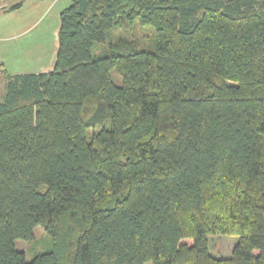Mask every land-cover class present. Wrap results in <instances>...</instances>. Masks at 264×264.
Listing matches in <instances>:
<instances>
[{
	"label": "trees",
	"instance_id": "obj_1",
	"mask_svg": "<svg viewBox=\"0 0 264 264\" xmlns=\"http://www.w3.org/2000/svg\"><path fill=\"white\" fill-rule=\"evenodd\" d=\"M69 1L0 68V264H264V0Z\"/></svg>",
	"mask_w": 264,
	"mask_h": 264
},
{
	"label": "crops",
	"instance_id": "obj_2",
	"mask_svg": "<svg viewBox=\"0 0 264 264\" xmlns=\"http://www.w3.org/2000/svg\"><path fill=\"white\" fill-rule=\"evenodd\" d=\"M22 5L20 8L12 11L8 9L1 10V14L7 12L18 11L24 7V4L30 0H20ZM60 0H54V4H57ZM31 2V1H30ZM39 1H33L31 8ZM16 2L12 3L15 4ZM24 3V4H23ZM70 4L68 1L67 5ZM13 14V13H11ZM7 15V14H6ZM5 15V16H6ZM9 15V14H8ZM59 12L53 14L52 20L49 23V27L42 30L37 34L30 36V32L36 27L32 26L33 21L30 22V27L27 29L12 15L10 20H6L0 25V68L3 69L9 75H22V74H41L50 73L53 71L56 53L58 50V30L59 22L57 17ZM60 16V15H59ZM38 28V27H37ZM36 28V30H37ZM44 32H49V35H45ZM24 37H33L22 39ZM5 85L4 75L0 71V103L2 93Z\"/></svg>",
	"mask_w": 264,
	"mask_h": 264
},
{
	"label": "rangeland",
	"instance_id": "obj_3",
	"mask_svg": "<svg viewBox=\"0 0 264 264\" xmlns=\"http://www.w3.org/2000/svg\"><path fill=\"white\" fill-rule=\"evenodd\" d=\"M20 0H0V11L4 9H8L12 3L14 2H19ZM31 1V2H30ZM27 3H23L24 7L21 8L18 11L11 12L14 14V17L18 19L20 24L22 25V28L27 26L26 28L29 29L30 27V22L32 23V26L36 28L30 32V36L35 35L36 33L38 34L41 30L42 27L44 30L49 27V23L52 20L53 14L56 15L57 12H59V15L64 8H66L68 5L69 0H60L57 2V4H54V0H30ZM33 1H39L36 4V9L33 6L31 8V4ZM10 12H7L5 14H1L0 12V25L6 20H10L12 15ZM7 14V15H6ZM9 14V15H8ZM6 15V16H5ZM59 15L57 17V20L59 22ZM32 27V28H33ZM31 28V29H32ZM50 28V27H49ZM29 29V30H31ZM51 29V28H50ZM52 30V29H51ZM45 35H49V32H44ZM152 35V30L149 28L141 29L139 27H136V29H119V30H114L113 32V38H116L118 36L121 37H126L128 39L132 38H137L141 39L142 37H151ZM27 38H33V37H24L22 39H27ZM114 82L116 84L120 83V77L116 75L115 73H112ZM43 236V233L40 229L36 230V240L41 239ZM236 242L235 238L232 237H227V236H215V237H210L209 238V248L211 254L216 257V258H227L231 255L232 248ZM28 244H26L23 241H16L15 242V247L17 250H27L28 249ZM32 257V253H26V259L30 260ZM150 264V263H147Z\"/></svg>",
	"mask_w": 264,
	"mask_h": 264
}]
</instances>
